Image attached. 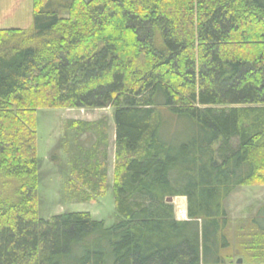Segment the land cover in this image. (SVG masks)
Listing matches in <instances>:
<instances>
[{"label":"trees","instance_id":"obj_1","mask_svg":"<svg viewBox=\"0 0 264 264\" xmlns=\"http://www.w3.org/2000/svg\"><path fill=\"white\" fill-rule=\"evenodd\" d=\"M32 1L31 29H0V264H264V204L226 232L228 198L264 186V0ZM108 107L114 223L42 219L37 111ZM69 127L94 132L73 140L69 196L96 201L106 125Z\"/></svg>","mask_w":264,"mask_h":264},{"label":"rangeland","instance_id":"obj_2","mask_svg":"<svg viewBox=\"0 0 264 264\" xmlns=\"http://www.w3.org/2000/svg\"><path fill=\"white\" fill-rule=\"evenodd\" d=\"M33 24L32 0H0V28L2 29H31ZM37 118V158L39 161V216L48 220L64 213H89L93 219L103 221L110 227L115 221V197L113 192V179L115 169V124L113 109H80L57 108L39 109ZM71 122H85L106 125L105 132L108 137V188L93 202H75L70 198L69 160L74 150L73 140L78 144L87 143L90 149L92 142L89 140L93 131H86L85 135L74 139V131L69 127ZM97 125L93 127L95 128ZM88 139V141H87ZM75 142V141H74ZM71 148L70 154L60 153L58 147ZM56 150V151H55ZM61 154L60 165H55L50 160L51 152ZM70 177V178H69ZM69 180V181H68ZM177 199L186 204L184 197L175 198L172 205L177 220L185 221L178 216ZM264 204V186H248L237 189L227 200L226 206L230 223L226 230L231 241L238 237L240 229L247 221L255 216L257 210ZM239 260V259H238Z\"/></svg>","mask_w":264,"mask_h":264},{"label":"bare ground","instance_id":"obj_3","mask_svg":"<svg viewBox=\"0 0 264 264\" xmlns=\"http://www.w3.org/2000/svg\"><path fill=\"white\" fill-rule=\"evenodd\" d=\"M177 212H178V216L182 219H185L186 218V213H187V210H186V204L183 200L181 199H177Z\"/></svg>","mask_w":264,"mask_h":264},{"label":"water","instance_id":"obj_4","mask_svg":"<svg viewBox=\"0 0 264 264\" xmlns=\"http://www.w3.org/2000/svg\"><path fill=\"white\" fill-rule=\"evenodd\" d=\"M185 200H186V198H185ZM173 201H174V198L167 199V203H169V204H172ZM237 264H243V260L242 259L237 260Z\"/></svg>","mask_w":264,"mask_h":264},{"label":"crops","instance_id":"obj_5","mask_svg":"<svg viewBox=\"0 0 264 264\" xmlns=\"http://www.w3.org/2000/svg\"><path fill=\"white\" fill-rule=\"evenodd\" d=\"M0 29H2V28H0Z\"/></svg>","mask_w":264,"mask_h":264}]
</instances>
